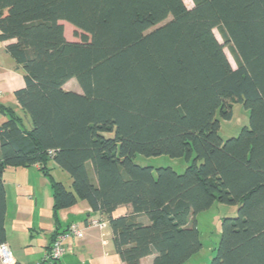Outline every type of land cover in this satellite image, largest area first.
Returning a JSON list of instances; mask_svg holds the SVG:
<instances>
[{
    "label": "trees",
    "instance_id": "16d2710c",
    "mask_svg": "<svg viewBox=\"0 0 264 264\" xmlns=\"http://www.w3.org/2000/svg\"><path fill=\"white\" fill-rule=\"evenodd\" d=\"M192 2L0 0V41L15 40L6 52L24 76L16 98L30 121L0 104V244L3 173L38 166L55 212L88 202L124 264H187L203 246L196 217L216 202L238 213L222 221L211 264H264V0ZM62 22L82 41H68ZM74 79L81 93L64 88ZM236 103L249 127L223 140L218 117L230 121ZM137 155L195 158L178 174L139 166ZM121 206L132 212L115 218Z\"/></svg>",
    "mask_w": 264,
    "mask_h": 264
},
{
    "label": "crops",
    "instance_id": "0c3cea01",
    "mask_svg": "<svg viewBox=\"0 0 264 264\" xmlns=\"http://www.w3.org/2000/svg\"><path fill=\"white\" fill-rule=\"evenodd\" d=\"M12 43L15 40L0 41V104L14 109L24 118L26 127L30 128V121L22 113L16 98V92L26 86L24 76L17 70L15 60L6 52V47ZM7 121L8 117L0 112V127ZM50 167L54 180L72 190L70 176L54 163ZM2 178L6 191V243L12 251L14 263L124 264L114 245L113 230L108 220L94 212L88 202L79 201L70 208L55 212L52 184L38 166L8 167ZM131 212L130 207L121 206L114 217L129 216ZM144 219V223H147ZM92 220H99L105 226L90 227ZM73 224L83 228L84 238L70 242L71 250L59 262L49 261L47 256L51 242L57 234L66 232ZM153 260L154 256H148L141 260V264H153Z\"/></svg>",
    "mask_w": 264,
    "mask_h": 264
},
{
    "label": "rangeland",
    "instance_id": "374dc122",
    "mask_svg": "<svg viewBox=\"0 0 264 264\" xmlns=\"http://www.w3.org/2000/svg\"><path fill=\"white\" fill-rule=\"evenodd\" d=\"M188 9L193 8L192 0H183ZM65 29V37L71 42L82 41L83 33L77 30L74 26L67 22H62ZM214 34L220 43L224 44V40L220 32L216 29ZM232 67L236 69V63L233 55L231 54L228 47L224 49ZM68 91H74L81 93V89L76 82V80L70 81L64 87ZM233 117L230 121H225L221 117L220 120V131L219 135L223 140H228L231 138H236L241 134L244 128L249 127V111H247L242 104H234ZM107 136L112 137V134ZM193 156L190 160H186L185 157L182 158H171L169 156L163 155L158 157H146L143 155H137L135 158V163L142 167H152L155 170L158 168H170L178 174H183L187 167L192 165ZM156 175V172H154ZM238 213V205H223L216 202L211 209L202 212L197 215L198 230L200 233V241L202 243L201 251L196 254L189 264H211L212 260L216 256V251L219 246L221 239V226L222 221L225 218H235Z\"/></svg>",
    "mask_w": 264,
    "mask_h": 264
},
{
    "label": "built area",
    "instance_id": "2783aa9c",
    "mask_svg": "<svg viewBox=\"0 0 264 264\" xmlns=\"http://www.w3.org/2000/svg\"><path fill=\"white\" fill-rule=\"evenodd\" d=\"M105 225L102 224L99 220H92L90 227L93 228H102ZM84 238L83 228H79L78 225L73 224L70 228L59 234L56 239L52 242L47 259L51 262H59L67 251L71 250L70 242H76ZM0 262L1 264H13L14 258L12 251L7 243L0 244Z\"/></svg>",
    "mask_w": 264,
    "mask_h": 264
}]
</instances>
